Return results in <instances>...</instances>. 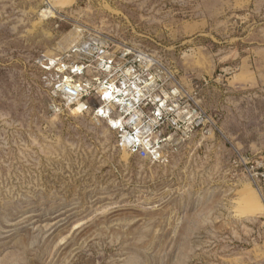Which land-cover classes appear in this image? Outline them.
<instances>
[{
    "label": "rangeland",
    "instance_id": "1",
    "mask_svg": "<svg viewBox=\"0 0 264 264\" xmlns=\"http://www.w3.org/2000/svg\"><path fill=\"white\" fill-rule=\"evenodd\" d=\"M100 41L211 130L152 163L66 107L43 65ZM0 264H264V0H0Z\"/></svg>",
    "mask_w": 264,
    "mask_h": 264
},
{
    "label": "built area",
    "instance_id": "2",
    "mask_svg": "<svg viewBox=\"0 0 264 264\" xmlns=\"http://www.w3.org/2000/svg\"><path fill=\"white\" fill-rule=\"evenodd\" d=\"M88 46L76 60L56 57L43 66L57 72L54 95L76 113L107 120L118 147L164 163L195 132L211 130V117L196 97L198 84L193 94L175 76L166 77L158 58L145 50H117L101 41Z\"/></svg>",
    "mask_w": 264,
    "mask_h": 264
}]
</instances>
